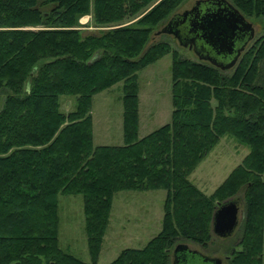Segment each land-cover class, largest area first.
Wrapping results in <instances>:
<instances>
[{
    "label": "trees",
    "instance_id": "1",
    "mask_svg": "<svg viewBox=\"0 0 264 264\" xmlns=\"http://www.w3.org/2000/svg\"><path fill=\"white\" fill-rule=\"evenodd\" d=\"M184 1L0 0V264H95L113 194L153 189L164 190L159 229L105 264H169L178 242L206 245L216 203L240 188L239 236L224 260L262 263L264 24L219 69L150 42ZM227 1L264 19V0ZM84 15L109 28L83 33ZM168 52L170 121L138 138L137 71ZM117 82L122 144L94 145L92 96ZM223 135L247 152L204 194L188 176ZM58 194L81 195L89 263L59 246Z\"/></svg>",
    "mask_w": 264,
    "mask_h": 264
},
{
    "label": "rangeland",
    "instance_id": "2",
    "mask_svg": "<svg viewBox=\"0 0 264 264\" xmlns=\"http://www.w3.org/2000/svg\"><path fill=\"white\" fill-rule=\"evenodd\" d=\"M196 0H185L176 10L181 13L189 9ZM254 36L262 33L264 19L250 17ZM83 33H98L109 27H93L88 15L78 20ZM158 26L152 34L150 42L167 41L171 49L180 57L194 61L199 60L192 50L177 43L169 33H162ZM158 29V30H157ZM158 31V33H157ZM170 52L157 60L145 65L137 71L138 96V128L137 137H142L151 130L170 121ZM121 83L117 82L92 96L91 132L94 145L122 144L121 130ZM73 100V97H71ZM70 97L59 96L60 108H73ZM2 97L0 95V106ZM247 148L237 143L229 135H223L217 143L197 163L189 174V180L204 194H209L223 180L227 173L240 162ZM242 188L235 195L234 202L238 208L237 222L233 231L225 237H219L211 232V237L205 246L190 241H180L190 250L210 258H218L220 264L225 263L228 248L233 246L239 236L242 212ZM163 189L146 191L122 190L112 196L108 222L101 239L95 264H105L112 260L118 252L126 247L140 248L159 229L162 216ZM57 230L59 246L80 260L89 263L83 230L82 199L80 194L57 195ZM171 250L169 264L171 263ZM188 264H207L198 258L189 260ZM264 264V229L262 246V263Z\"/></svg>",
    "mask_w": 264,
    "mask_h": 264
},
{
    "label": "water",
    "instance_id": "3",
    "mask_svg": "<svg viewBox=\"0 0 264 264\" xmlns=\"http://www.w3.org/2000/svg\"><path fill=\"white\" fill-rule=\"evenodd\" d=\"M160 32L171 34L179 45L191 48L199 60L219 69L230 68L254 36L252 24L227 0H196L189 9L173 15ZM236 222L234 200L217 202L211 214V232L219 237L228 236ZM182 249L186 246L178 243L172 251ZM196 256L207 264H220L218 258L198 253Z\"/></svg>",
    "mask_w": 264,
    "mask_h": 264
},
{
    "label": "flooded vegetation",
    "instance_id": "4",
    "mask_svg": "<svg viewBox=\"0 0 264 264\" xmlns=\"http://www.w3.org/2000/svg\"><path fill=\"white\" fill-rule=\"evenodd\" d=\"M186 48H188V47H186ZM190 50H191V48H190ZM237 215H238V208H237ZM172 250H173V248H172ZM172 250H171V256H172L171 263L172 264H188L190 259L197 257L196 255L198 253L194 250H190L187 247H186V249H182L177 253H173Z\"/></svg>",
    "mask_w": 264,
    "mask_h": 264
}]
</instances>
